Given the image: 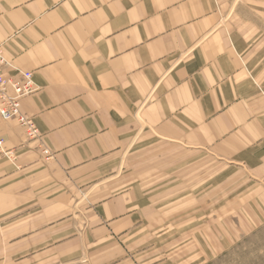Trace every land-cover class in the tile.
<instances>
[{
  "label": "crops",
  "instance_id": "crops-1",
  "mask_svg": "<svg viewBox=\"0 0 264 264\" xmlns=\"http://www.w3.org/2000/svg\"><path fill=\"white\" fill-rule=\"evenodd\" d=\"M0 46L40 133L0 128L9 263L191 264L135 155L264 179V0H0Z\"/></svg>",
  "mask_w": 264,
  "mask_h": 264
},
{
  "label": "rangeland",
  "instance_id": "rangeland-1",
  "mask_svg": "<svg viewBox=\"0 0 264 264\" xmlns=\"http://www.w3.org/2000/svg\"><path fill=\"white\" fill-rule=\"evenodd\" d=\"M158 157L161 165L166 155H135L133 160L144 166V182H153L147 185L153 189L150 203L173 236L168 242L176 246L173 258L185 254L191 264H264V179L203 154L191 158L199 169L168 170L164 163L150 170L151 159ZM179 158L175 154V161ZM5 212L0 210V264H14L7 254Z\"/></svg>",
  "mask_w": 264,
  "mask_h": 264
},
{
  "label": "built area",
  "instance_id": "built-area-1",
  "mask_svg": "<svg viewBox=\"0 0 264 264\" xmlns=\"http://www.w3.org/2000/svg\"><path fill=\"white\" fill-rule=\"evenodd\" d=\"M6 69L12 71L7 73ZM36 90L32 79V73L14 69L4 59L0 46V128L3 123L14 122L22 130L28 141L40 139L39 130L32 117L22 112V101ZM47 151H44L46 154ZM0 155L14 161V153L5 149V140L0 136Z\"/></svg>",
  "mask_w": 264,
  "mask_h": 264
},
{
  "label": "bare ground",
  "instance_id": "bare-ground-1",
  "mask_svg": "<svg viewBox=\"0 0 264 264\" xmlns=\"http://www.w3.org/2000/svg\"><path fill=\"white\" fill-rule=\"evenodd\" d=\"M11 67H13L11 64H9ZM14 68V67H13ZM15 69V68H14Z\"/></svg>",
  "mask_w": 264,
  "mask_h": 264
}]
</instances>
